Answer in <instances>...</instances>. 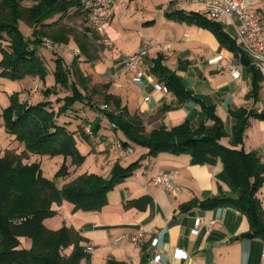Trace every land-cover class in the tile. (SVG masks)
<instances>
[{"label": "crops", "instance_id": "1", "mask_svg": "<svg viewBox=\"0 0 264 264\" xmlns=\"http://www.w3.org/2000/svg\"><path fill=\"white\" fill-rule=\"evenodd\" d=\"M248 1L252 3L250 11L264 29V0ZM176 10L187 14L203 13L199 6L187 0H120L105 25L107 45L95 42L102 44L99 59L86 62L80 57L79 66L91 77L92 84L108 83L109 92L117 95L131 114H138L143 119L146 130L169 129L185 120L194 127L202 122L210 125L201 103L213 106L224 128H229V131L225 129L227 136L220 142L231 147L229 134L233 121L230 111L244 108L264 113V83H258L259 89L254 97L251 74L239 58L221 45L207 27L172 18L170 14ZM75 21L79 26L81 20ZM217 22L238 45L231 21ZM83 24L88 26L87 19ZM22 25L19 27L24 36L30 37L32 29L26 26L22 29ZM144 45L148 51L144 59L147 76L135 82L125 64ZM62 46L78 49L73 40L67 45L61 44L60 48ZM60 48L41 50L40 55L48 65L55 56H61L70 64L74 55ZM159 55L163 57L164 65L181 78L185 88L200 102L192 99L179 103L171 92L155 89L158 81L149 69L151 60ZM219 56L220 59L211 62ZM232 66H242L238 78L227 70ZM53 84L50 75L45 84L36 78L12 82L0 77V113L8 106L13 92H20L22 98L26 88L35 85L32 90L34 102H28L36 103L42 99L41 91ZM56 88L60 90V87ZM87 114L90 119L95 117L89 111ZM80 115H84L81 110ZM86 131L89 132L88 127ZM118 135L102 121L99 133L90 135L87 141H77L80 153L85 156L82 164L72 165L70 158L64 161L62 156L50 158L52 162L55 160L56 168L63 162L68 167V175L58 179V186L85 173L107 177L114 163L126 166L147 152L145 148L133 146L130 153L120 154L116 141ZM235 148L254 151L264 161V120L251 118L242 144ZM6 150L21 153L23 146L5 132L0 117V154ZM33 160L30 155L25 162L30 164ZM162 173H173L171 191L149 184L151 178ZM220 192L232 195L235 188L218 157L194 160L189 155L161 153L141 160L132 176L107 193V202L100 211L74 212L73 205L67 202L53 204L56 214L45 219L43 224L51 230L66 226L79 232L83 238L81 244L85 247L80 264H150V259L157 253L161 256L158 264H264V241L243 236L250 229L244 214L226 205L211 209L199 205ZM257 195L264 207V185ZM194 202L196 204L190 209H182V206ZM198 218L201 225L195 234L192 230ZM138 229L143 231L144 238L134 244L130 236ZM19 240L20 247L28 249L31 246L29 238ZM153 240H156L157 247L152 245ZM175 249L182 250L187 257H173ZM70 250L66 249L65 253Z\"/></svg>", "mask_w": 264, "mask_h": 264}, {"label": "trees", "instance_id": "2", "mask_svg": "<svg viewBox=\"0 0 264 264\" xmlns=\"http://www.w3.org/2000/svg\"><path fill=\"white\" fill-rule=\"evenodd\" d=\"M23 1L0 0V77L12 82L36 78L45 84L50 75L54 84L41 91L43 99L36 103L22 102L20 92H13L8 106L0 113L5 132L23 146L21 153L6 150L0 154V264H80L85 247L79 232L66 226L51 230L43 224L45 219L56 214L52 205L67 202L73 205L74 212L100 211L107 202V193L132 176L141 160L161 153L189 155L194 160L218 157L235 193L220 192L199 205L206 209L223 205L235 208L246 216L250 225L243 236L264 241V207L257 195L264 185V161L254 151L235 148L242 144L250 119L264 120V113L244 108L230 111L233 121L229 134L231 147L220 142L227 132L214 107L203 103L201 107L210 125L202 122L194 127L185 120L169 129L146 130L143 119L131 114L121 99L109 92L108 83L92 84L91 77L79 66L80 57L86 62L98 60L102 45L95 43L102 40L98 33L82 26L87 19L81 11L82 0H35L28 6L23 5ZM170 15L210 29L220 44L246 66L251 74V93L256 97L261 75L219 22L210 20L204 13L187 14L176 10ZM78 18L82 23L79 26L68 22ZM21 23L32 29L30 37L24 36L19 27ZM44 38L57 45H67L73 40L79 54L73 56L70 64L61 56H55L48 65L40 55L41 50L47 49L43 45ZM163 60L161 55L157 56L151 60L149 69L158 83L179 103L199 101ZM56 86L60 87L59 91ZM80 110L84 115H80ZM88 111L95 115L93 119ZM102 121L120 134L116 141L123 149L138 146L147 152L126 166L114 163L107 177L85 173L61 187L56 181L68 175L65 162L55 179L44 177L37 162H25L30 155H40L62 156L64 161L70 158L72 165L82 164L85 156L80 153L77 141H87L90 135L99 133ZM195 204L188 203L182 209H190ZM20 238H29L31 246L28 249L20 247ZM68 248L71 250L67 254Z\"/></svg>", "mask_w": 264, "mask_h": 264}, {"label": "built area", "instance_id": "3", "mask_svg": "<svg viewBox=\"0 0 264 264\" xmlns=\"http://www.w3.org/2000/svg\"><path fill=\"white\" fill-rule=\"evenodd\" d=\"M193 5L199 6L202 12L210 19L215 21L230 20L236 31V40L239 48L251 59L252 64L258 69L262 83H264V29L261 21L250 11L252 3L248 0H187ZM81 11L87 16L88 26L102 37L100 43L106 42L105 25L114 13L115 7L120 0H82ZM43 45L53 50L58 47L48 39H43ZM73 55H78V49L70 50ZM147 46L144 45L133 54L125 64L126 71L131 80L138 82L147 76V70L144 67V59L147 56ZM220 59V56L212 59L211 62ZM240 67H228L227 70L234 78L240 76ZM155 89L167 91L164 85L156 83ZM147 99V98H146ZM120 154L130 153V149H123L117 144ZM149 184L162 187L167 191L172 190L173 173H162L150 179ZM201 225V219H195L193 233H198V227ZM144 238L142 230H136L131 236L130 241L139 244ZM157 247L156 240L152 242ZM160 254H155L150 259V264L160 262ZM173 257L183 259L187 257L182 250H174Z\"/></svg>", "mask_w": 264, "mask_h": 264}, {"label": "rangeland", "instance_id": "4", "mask_svg": "<svg viewBox=\"0 0 264 264\" xmlns=\"http://www.w3.org/2000/svg\"><path fill=\"white\" fill-rule=\"evenodd\" d=\"M35 0H24L23 1V5H25V6H28V5H30L31 3H33ZM71 21V22H70ZM69 23H72L73 22V24L75 25L77 22L76 21H72V20H69L68 21ZM82 26H86L85 24H83ZM24 27H25V25H22V29H24ZM27 27V26H26ZM87 27H89V26H87ZM44 39H47V38H44ZM49 40V39H48ZM52 42V41H51ZM103 44H105V45H107V43L106 42H102ZM54 44V43H53ZM59 45V44H58ZM65 46H62L61 48H60V45L55 49V50H58L59 48H60V50H63V49H65L66 51H70V50H72L73 49V47H71V46H66L65 48H64ZM71 52V51H70ZM24 80V79H23ZM34 83H35V81H34ZM33 89H35V85H32V87H30V86H28L27 88H26V91H24V96H21L22 98H20V100L23 102V101H31L32 100V90ZM62 91V93H65V91H63V90H61ZM27 93V94H26ZM42 99H43V97H41ZM41 99V100H42ZM33 101V100H32ZM40 101V100H39ZM34 102V101H33ZM226 131H229V128H228V126H226ZM34 157V162H37L38 164H39V166H40V169H41V172L44 174V176H47V177H49L50 179H55V174H56V172L58 171V169L60 168V165L56 168L55 166H54V162H55V160H54V162H52L51 160H50V158H54V157H49V156H40V155H32V158ZM38 157V158H37ZM61 159V158H60ZM60 162H61V160H59ZM33 162V163H34ZM56 162H58V160L56 159ZM63 162V161H62ZM61 164V163H60ZM51 168H54V169H51ZM56 181V180H55ZM56 183L57 184H59L58 183V179H57V181H56Z\"/></svg>", "mask_w": 264, "mask_h": 264}]
</instances>
